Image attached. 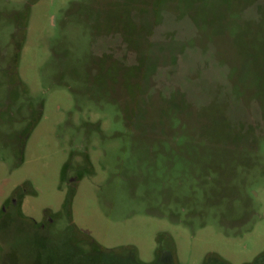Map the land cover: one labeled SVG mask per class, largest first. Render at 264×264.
<instances>
[{"label":"rangeland","instance_id":"1","mask_svg":"<svg viewBox=\"0 0 264 264\" xmlns=\"http://www.w3.org/2000/svg\"><path fill=\"white\" fill-rule=\"evenodd\" d=\"M210 255L264 264V0H0V264Z\"/></svg>","mask_w":264,"mask_h":264},{"label":"trees","instance_id":"2","mask_svg":"<svg viewBox=\"0 0 264 264\" xmlns=\"http://www.w3.org/2000/svg\"><path fill=\"white\" fill-rule=\"evenodd\" d=\"M16 194H18V197H20V195L22 196V193L18 189L15 191V195L14 196H17ZM132 257H133V255H132ZM122 260L123 259L121 257H118L117 258V261H114V260L111 261V260H109L108 263L109 264H111V263L114 264L115 262H117L116 264H123L122 263ZM132 262H133V264H144V263H141V262L137 261L134 258H132ZM256 263H248V264H256ZM152 264H164V263L163 262H160V261H156V262H154ZM205 264H230V263H228L227 261H225L222 258L218 257L217 255H210V256H208L206 258Z\"/></svg>","mask_w":264,"mask_h":264}]
</instances>
